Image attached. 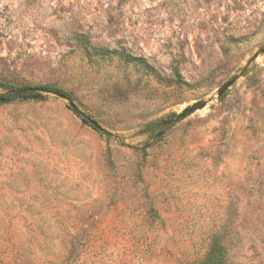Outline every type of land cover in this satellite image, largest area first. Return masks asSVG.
Listing matches in <instances>:
<instances>
[{"label": "rangeland", "instance_id": "rangeland-1", "mask_svg": "<svg viewBox=\"0 0 264 264\" xmlns=\"http://www.w3.org/2000/svg\"><path fill=\"white\" fill-rule=\"evenodd\" d=\"M263 49L264 0H0V264H264Z\"/></svg>", "mask_w": 264, "mask_h": 264}, {"label": "water", "instance_id": "water-1", "mask_svg": "<svg viewBox=\"0 0 264 264\" xmlns=\"http://www.w3.org/2000/svg\"><path fill=\"white\" fill-rule=\"evenodd\" d=\"M262 53H264V49L262 50ZM235 81H231L226 87H224L221 91H219L218 93V97H221L231 86L232 84L234 83ZM34 89H30V90H17V91H13V93H16V94H23L27 91H33ZM59 96V95H58ZM62 97V96H60ZM206 107V103L203 102V103H199L197 105H194L188 109H185L184 111H182L180 114L177 115L176 119L174 121H170L169 122V125H171L173 122H177L179 120H183L185 119L186 117L194 114L195 112L197 111H201L203 110L204 108ZM71 108L78 112L80 115H82V117L87 121L89 122L95 129L99 130V131H104L99 125L97 122L93 121L92 119L88 118L86 115H84L82 112H80V110L74 105V104H71Z\"/></svg>", "mask_w": 264, "mask_h": 264}, {"label": "trees", "instance_id": "trees-1", "mask_svg": "<svg viewBox=\"0 0 264 264\" xmlns=\"http://www.w3.org/2000/svg\"><path fill=\"white\" fill-rule=\"evenodd\" d=\"M33 91L41 92V93H48V94H56V95L66 97V98L70 97V95L67 92L60 90V89L53 87V86L39 87V88L34 89ZM20 96H22V95H20Z\"/></svg>", "mask_w": 264, "mask_h": 264}]
</instances>
